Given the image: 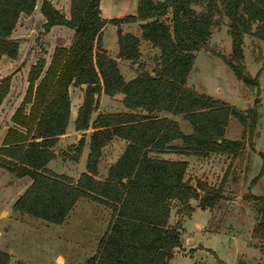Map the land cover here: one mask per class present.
Returning a JSON list of instances; mask_svg holds the SVG:
<instances>
[{"label":"trees","instance_id":"1","mask_svg":"<svg viewBox=\"0 0 264 264\" xmlns=\"http://www.w3.org/2000/svg\"><path fill=\"white\" fill-rule=\"evenodd\" d=\"M200 0H137L134 13L105 18L100 0H69L64 14L49 0L39 10L47 31L54 24L73 29L68 45H55L50 60L38 57L30 64L23 96L10 115L0 146V165L17 177L28 176L30 183L16 198L13 208L49 222L61 223L79 197L105 204L111 210L107 228L99 238L95 252L85 264H166L174 248L180 245V226L169 223L171 202L197 198L201 209L210 208L221 196L219 188L206 181L184 179L186 161L164 159L151 152L178 151L207 155L209 152L235 154L243 148V137L223 136L228 117H236L248 137L258 117L259 99L245 111L223 100L184 85L194 51L205 47L220 10L213 0L204 12L190 6ZM228 17L230 51L217 53L235 77L247 86H258L257 71L251 75L242 62V37L250 33L264 40V0H221ZM36 0H0V57L14 58L17 39L12 29L21 13L30 14ZM140 21L142 38L159 49L158 66L142 70L124 80L116 60L102 48V27L116 25L118 56H138L139 39L122 32L121 22ZM256 23L254 29L252 24ZM85 83L82 101L77 107L74 128L91 127L85 171L77 177L47 167L54 157L51 146L64 132L69 114L70 85ZM10 86V75L0 77V104ZM123 94L122 103L130 111L99 112L90 121L96 107L95 94ZM134 109H137L133 111ZM167 110L182 113L192 125L184 133L176 120L153 112ZM126 140L123 151L109 165L103 179L95 177L101 147L113 136ZM181 139V145L171 144ZM80 139L75 146L79 153ZM262 162L248 186L264 171ZM203 194L199 195L198 191ZM258 204L260 217L253 232L264 238V195L247 193ZM8 253L0 250V264L8 263ZM16 264H23L17 262Z\"/></svg>","mask_w":264,"mask_h":264},{"label":"rangeland","instance_id":"2","mask_svg":"<svg viewBox=\"0 0 264 264\" xmlns=\"http://www.w3.org/2000/svg\"><path fill=\"white\" fill-rule=\"evenodd\" d=\"M41 1L36 0L30 14L21 13L12 29V36L17 41L22 40L16 56L0 57V77L10 75L8 93L0 104V146L7 127L12 125L10 115L19 104L26 88V75L30 64L40 56L44 57L47 64L53 47L56 44L67 45L73 34V29L63 25H54L52 30H43L41 22L45 21V17L39 11ZM49 1L65 14L64 5L67 0ZM136 1L123 0L124 5L120 8V3L116 0H101V14L119 16L134 13ZM207 1L200 0L191 3L190 6L196 12H204ZM213 2L216 3L220 14L216 13L213 16L211 34L207 38L206 46L196 52L185 85L198 91L218 93L219 97L231 103V107L240 111L249 108L257 97L259 106L255 127L249 137L247 129L242 137L246 148L255 150L256 144L258 148L264 149V74L258 78L260 89L258 86L246 87L247 85L235 77L233 71L220 57H215L217 53H227L224 44L229 34V19L224 14L222 1ZM137 23L140 21L131 24L133 28ZM255 25L256 23L252 24V29ZM31 30L34 31L33 41L26 36ZM250 39L252 42L246 39L245 49L255 53L254 59L258 60L261 70L264 67V41L256 40V45L253 42L255 37ZM103 42L113 56L117 47L116 26L110 22H107L103 30ZM140 49L139 56L127 63L130 66L134 65L137 73L142 70L152 71L158 66L155 53L146 44L140 45ZM247 70L252 73L251 67ZM74 86L75 88L71 85L72 92L81 89L80 85ZM216 88H220V91ZM81 91L83 96V90ZM100 94L101 92L94 95L96 99L94 112L102 109H125L118 96L101 98ZM65 131L67 136L56 140L51 146L54 157L47 167L76 177L80 172L79 168L81 170L84 168L87 148L82 154L81 151L88 143L91 128L75 132L71 127ZM80 139H83V145L78 153L75 146ZM122 148L123 142L114 138L101 149L97 178L105 176V169L115 160ZM245 151L247 150L240 149L233 156L217 153H211L206 157L191 154L187 156L184 179H190V183L194 179H203L214 188H219L221 196L210 208L205 209L199 207L197 198L181 201L174 199L171 202L169 223L180 226L182 242L176 251L179 255L175 254L168 264H264V238L253 232L260 217L258 204L246 196L250 191L264 194V178L257 185L248 186L251 181L249 172L257 174L262 158L253 156L248 172V159L247 165L243 166ZM29 183L28 176L17 177L0 165V250L8 253V263L85 264L88 257L95 252L97 242L107 228L110 208L96 201L82 199L61 223L49 222L13 208L14 201ZM198 192L199 195L203 194L200 190ZM194 242L203 246L192 250L190 247H194ZM182 257L185 258L181 259Z\"/></svg>","mask_w":264,"mask_h":264},{"label":"crops","instance_id":"3","mask_svg":"<svg viewBox=\"0 0 264 264\" xmlns=\"http://www.w3.org/2000/svg\"><path fill=\"white\" fill-rule=\"evenodd\" d=\"M51 3H52V1H50ZM116 2H118V3H120V8H122V6L124 5L123 4V0H116ZM100 3H101V0H100V2H99V7H100ZM53 4V3H52ZM36 5V4H35ZM54 5V4H53ZM117 5V4H116ZM55 6V5H54ZM56 7V6H55ZM57 8V7H56ZM119 8V7H118ZM68 9H69V0H67V3L64 5V12H65V14L67 15L68 14ZM100 10H102L101 8H100ZM40 11V10H39ZM132 11V10H131ZM135 11V10H134ZM132 13V12H131ZM127 14V13H126ZM102 16H104L103 14H101ZM125 15V14H124ZM121 16H123V15H119V16H104L105 18H110V17H121ZM135 22H139L138 20H136V21H132V22H121L120 24H119V27H120V29H121V31L122 32H129V33H132V34H134L136 37H138V39H139V42H138V56H139V53L141 52V49H140V45H148L149 47H150V49H152L153 50V52L155 53V56L157 57V62H158V55H159V49L157 48V47H155V46H152V44L150 43V41H148V40H146V39H144V38H142V36H141V32H140V29H139V23H137V25L135 26V28H133V26L131 25V24H135ZM42 24L44 23V22H41ZM106 24H107V22L104 24V26L102 27V34H101V42H102V48L104 49V51H105V53L107 54V55H109L110 57H112V58H114L115 60H116V64H117V67H118V69H119V72L121 73V75L123 76V78H124V80H129V79H131V78H133L134 76H136L138 73H137V71L135 70V67H134V65H132L131 64V66L129 65V63H127V62H129L130 60H133V59H127V58H124V57H121V56H118V45H117V41H116V51H115V53L113 54V56H111L110 55V53L107 51V48H105V46H104V42H103V30H104V28H105V26H106ZM54 25H61V24H54ZM54 25H52V26H50V30H52L53 28H54ZM114 25V24H113ZM64 26V25H63ZM116 26V25H115ZM67 27V26H66ZM117 28V27H116ZM48 29V30H49ZM216 33H217V31H216ZM210 34H211V32H210ZM248 35H250V36H252V37H250L249 36V38L248 37H245V36H248ZM254 35H252V34H250V33H244L243 34V37H242V52H243V63H244V65H245V69H246V71H248L247 70V68H252V73H250V72H248V73H250L251 75H254L257 71H260L259 72V75H258V78H259V76L260 75H262V74H264V67L260 70V68H261V65L258 63V60L257 61H255V59H254V57L256 56L255 55V53H252V52H248L245 48H246V45H247V41H246V39H248V41H250V42H252L251 40L252 39H250V38H254L255 37V39H253V42L257 45V41L256 40H259L260 42H262V41H264L263 39H260V38H258V37H256V36H254ZM18 42V47L20 48V44H21V42H22V40H19V41H17ZM69 44V43H68ZM67 44V45H68ZM56 45H60V44H56ZM224 47L226 48V51L227 52H229L230 51V35L229 34H227V39H226V42H225V44H224ZM18 48V49H19ZM200 49V48H199ZM198 49V50H199ZM198 50H195L194 51V57H195V55H196V52L198 51ZM17 52H18V50H17ZM254 52H256V51H254ZM215 57H217V58H219L218 56H215ZM251 57V58H250ZM194 59V58H193ZM222 60V59H221ZM193 62V61H192ZM192 65V64H191ZM191 68V67H190ZM190 70V69H189ZM141 72V71H140ZM150 73L151 74H153L154 72H153V70L152 71H150ZM188 73H189V71H188ZM188 75V74H187ZM1 76V75H0ZM240 80V79H239ZM242 82V81H241ZM187 83V82H186ZM184 85H185V82H184ZM187 87H190V86H188V85H186ZM246 86V85H245ZM81 87V86H80ZM246 87H248V86H246ZM73 88H75V86L73 85ZM190 88H193V87H190ZM250 88V87H249ZM258 88L260 89V85H259V79H258ZM80 89V88H79ZM194 89V88H193ZM74 90H77V89H74ZM81 90H83V88H81L79 91L77 90V91H74V92H72L71 91V85L69 86V88H68V94H69V100H70V106H69V114H68V119H67V124H66V126H65V129H64V132L63 133H61V134H59L58 135V141L59 140H61L64 136H67V132L65 131L67 128H73V130L75 131V132H77V131H79V130H87L89 127H87V128H85V129H75L74 128V119H75V116H76V111H77V107H78V105L81 103V101H82V91ZM196 91H198L197 89H195ZM216 90L217 91H220V88H216ZM198 92H202V93H205V94H208V95H210V96H212V97H214V98H217V99H220V100H223L224 102H226L228 105H230L231 103H228V101L226 100V99H223V98H221V97H219V95H217L216 93H207V92H203V91H198ZM74 93V94H73ZM118 96V98H119V100H120V103H122V98H123V94L121 93V92H116V93H114V94H106V93H104V92H102L101 91V94H100V96H101V98H112L113 96ZM122 105H123V103H122ZM124 106V105H123ZM124 108L125 109H117V110H110V109H102L101 111H96V112H94L95 110H93L92 112H91V114H90V121H92L94 118H95V116L97 115V113H99V112H119V111H130V109L129 108H127V107H125L124 106ZM247 108V107H246ZM246 108H242V109H246ZM95 109H96V107H95ZM135 110H137V109H134L133 111H135ZM155 115H157V116H166V117H168V118H170V119H174V120H176L177 121V123H178V125H179V128L182 130V132H184V133H190L191 131H192V125L190 124V122L188 121V119L182 114V113H173V112H170V111H167V110H159V111H155V112H153ZM91 128V127H90ZM91 131H92V128H91ZM243 134H244V129H243V127H242V125H241V123L239 122V120L236 118V117H234V116H229L228 117V120H227V123H226V125L224 126V133H223V136L225 137V138H227V139H240V137H242L243 136ZM90 135V134H89ZM76 136H78V133H76ZM114 138H117V139H119V140H121L122 142H123V148L121 149V152L123 151V149H124V147H125V144H126V140L125 139H123V138H121V137H119V136H116V135H113L108 141H110V140H113ZM256 139V138H255ZM72 140V139H71ZM88 141H89V137H88ZM107 141V142H108ZM107 142H106V144H107ZM244 142V141H243ZM170 143L171 144H176V145H181V143H182V141H181V139H179V138H176V139H173V140H171L170 141ZM106 144H104L102 147H101V149L106 145ZM246 144L245 145H243V148H242V151L243 150H247V151H245L244 152V155H245V160L243 161V162H245L244 163V165L243 166H246L247 165V159H248V161H249V164H248V172H249V167H250V163H251V158H253V156L254 157H256V156H259L260 157V154H259V152H263V150L264 149H262V148H258V146L255 144L254 145V147H255V150H251V149H249V148H246ZM86 148H87V153H88V143H86L85 145H84V148H82V151H81V154H82V152H84V150H86ZM101 149H100V152H101ZM54 152V151H53ZM120 152V153H121ZM87 153H86V157H87ZM119 153V154H120ZM151 153H153V154H151V155H153V156H156V157H159V158H164V159H183V160H188V155L189 154H191V155H196V156H202V157H206V156H208L209 154H211V153H217V154H219V155H231V156H233L234 154H232V153H227V152H223V153H220V152H209L207 155H199V154H194V153H191V152H178V151H162V152H151ZM81 154H80V156H79V159H80V157H81ZM101 154V153H100ZM119 156V155H118ZM117 156V157H118ZM86 157H85V163H86ZM99 157H100V155H99ZM116 157V158H117ZM236 157V156H235ZM116 158H115V160H116ZM78 159V160H79ZM98 160H99V158H98ZM114 160V161H115ZM51 161V160H50ZM49 161V162H50ZM114 161H112L111 162V164L114 162ZM49 162L47 163V164H49ZM97 164H98V161H97ZM111 164H109V165H111ZM109 165L107 166V168L109 167ZM107 168L105 169V175H106V170H107ZM198 168V167H197ZM53 170V169H52ZM96 170H97V167H96ZM79 171L80 172H82V171H85V164H84V168H83V170H81V168H79ZM57 172V171H56ZM79 172V173H80ZM59 173V172H58ZM78 173V174H79ZM185 173H186V170H185ZM65 174V173H64ZM96 174H97V172H96ZM96 174H95V177H96ZM249 178H252L254 175L252 174V173H250L249 172ZM67 175V174H66ZM253 175V176H252ZM68 176H70V175H68ZM78 176V175H77ZM76 176V177H77ZM105 177V176H104ZM103 177V178H104ZM97 178V177H96ZM103 178H101V179H103ZM263 178H264V171L262 172V174L259 176V178L253 183V184H251L249 187H253L254 185H257L258 183H260L262 180H263ZM99 179V178H98ZM201 180H203V179H201ZM205 181V180H204ZM250 191V190H249ZM250 193H252L251 191H250ZM252 194H255V195H264V194H256V193H252ZM82 199H87V200H90V199H88V198H86V197H79L76 201H75V203L73 204V206H72V208L70 209V211L69 212H71V210L73 209V207L75 206V204L79 201V200H82ZM91 201H93V200H91ZM195 208V207H194ZM69 212H68V214H69ZM67 214V215H68ZM67 215H66V217H67ZM65 217V218H66ZM65 220V219H64ZM179 231H180V228H179ZM182 237H181V233H180V239H181ZM186 238L184 237V240H185ZM182 240V239H181ZM180 240V241H181ZM182 242V241H181ZM181 242H180V245H181ZM180 245L178 246V247H176V248H174V251H173V255H172V257L175 255V254H177L176 253V251H177V249H179L180 248ZM199 246H203L201 243H198V244H195V242H194V247L192 246V247H190V249H192V248H196V247H199ZM193 250V249H192ZM177 255H179V254H177ZM187 256V255H186ZM172 257L168 260V262L166 263V264H168L169 263V261L172 259ZM180 257V256H179ZM185 258V257H184ZM183 257L181 258V259H184ZM218 264V263H217Z\"/></svg>","mask_w":264,"mask_h":264},{"label":"water","instance_id":"4","mask_svg":"<svg viewBox=\"0 0 264 264\" xmlns=\"http://www.w3.org/2000/svg\"><path fill=\"white\" fill-rule=\"evenodd\" d=\"M26 36H27L30 40L33 41V39H34V31L31 30ZM80 86H81V88H84V87L86 86V84H85V83H81ZM192 183H193V181H191V184H192Z\"/></svg>","mask_w":264,"mask_h":264}]
</instances>
